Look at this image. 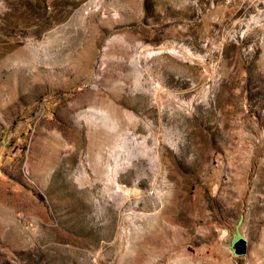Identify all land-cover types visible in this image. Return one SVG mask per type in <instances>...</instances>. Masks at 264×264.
I'll list each match as a JSON object with an SVG mask.
<instances>
[{
	"label": "rangeland",
	"instance_id": "rangeland-1",
	"mask_svg": "<svg viewBox=\"0 0 264 264\" xmlns=\"http://www.w3.org/2000/svg\"><path fill=\"white\" fill-rule=\"evenodd\" d=\"M0 264H264V0H0Z\"/></svg>",
	"mask_w": 264,
	"mask_h": 264
},
{
	"label": "water",
	"instance_id": "water-1",
	"mask_svg": "<svg viewBox=\"0 0 264 264\" xmlns=\"http://www.w3.org/2000/svg\"><path fill=\"white\" fill-rule=\"evenodd\" d=\"M234 249L236 253H244L246 251V240L243 237L239 238L234 245Z\"/></svg>",
	"mask_w": 264,
	"mask_h": 264
}]
</instances>
